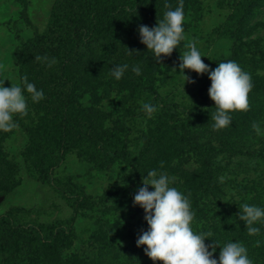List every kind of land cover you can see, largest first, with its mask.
<instances>
[{
	"label": "trees",
	"instance_id": "obj_1",
	"mask_svg": "<svg viewBox=\"0 0 264 264\" xmlns=\"http://www.w3.org/2000/svg\"><path fill=\"white\" fill-rule=\"evenodd\" d=\"M20 1L21 15L31 24L27 0ZM146 2L150 0H55L44 30H36L30 40L22 43L21 73L27 81L43 89L48 98L42 100L57 116L53 128L36 131L38 135L33 145L37 153L38 178L51 182L52 169L57 166L61 154L79 145L89 152L87 160L104 163L120 158L128 166L140 170L159 166L177 175L175 186L189 196L195 214L193 230L209 234L205 243L212 244L216 254L219 255V246L225 242L238 240L246 246L253 264H261L257 251L264 257V222H257L261 229L259 233L249 234L245 221L239 217V208L243 203L264 206V135L257 134L253 128L255 122L264 130V74L258 71L264 70V64L260 65L264 60L254 61L257 50L250 53L246 39L254 28L255 19L260 16L262 5L259 0H248L226 36L231 42L230 54L210 63L211 68L229 59L253 64L248 109L233 111L229 127L214 129L211 116L215 105L205 99L204 104L198 105L165 100L154 127L139 144L130 141L128 133H123V137L115 133L104 136L100 133L102 130L82 113L75 94L79 87L76 60L82 54L93 52L101 41L115 44L128 39L123 42L126 46L132 50L143 49L145 45L130 36L138 35L136 32L130 29V34L122 36L124 29L129 27L124 24L114 26V23ZM178 2L167 0L173 8ZM183 3L198 7V0H183ZM153 8L163 13L165 0H157ZM259 51L264 54L263 49ZM45 54L49 58L55 57L56 63L49 65L35 59L37 55ZM189 165L195 166V170L184 169ZM6 166L11 167L0 147V178L6 176ZM72 190L73 193L77 191ZM64 194L73 207L79 206L77 197ZM31 212L15 207L0 217V264H7L9 256L19 255L24 244L39 247L41 254L46 255V259L40 256L44 264H162L145 254V246L138 247L136 243L123 246L116 239L101 236L95 241V255L59 263L56 251L66 242V237L48 225L22 223L21 216ZM7 254L10 255L5 257Z\"/></svg>",
	"mask_w": 264,
	"mask_h": 264
},
{
	"label": "rangeland",
	"instance_id": "obj_2",
	"mask_svg": "<svg viewBox=\"0 0 264 264\" xmlns=\"http://www.w3.org/2000/svg\"><path fill=\"white\" fill-rule=\"evenodd\" d=\"M156 1L141 4L140 9L113 22L114 26L124 24L129 27L124 29L122 36L130 34V29L138 34L140 24L155 26L164 13L153 8ZM259 1L262 5L259 19H255L251 34H246L249 52L254 54L257 50L255 62L264 60V54L259 51H264V1ZM247 2L198 0V7L183 3L184 38L177 49L160 61L151 55V50L146 46L134 50L126 46L123 42L128 39L115 44L106 41L97 43L93 52L82 54L76 60L79 87L75 94L82 113L103 131L100 133L104 136L115 133L123 137V133H128L130 141L141 144L154 127L163 101L198 105L204 104L205 99L215 105L208 95L211 81L207 73L197 74L184 69L193 82L186 81L183 89L184 78L179 73L180 56L193 43L208 65L217 57L229 55L231 42L226 36H229ZM54 3L55 0H27L31 22L28 24L21 15L23 6L20 0H0V80H4L5 86H11V83L23 86L25 77L20 70V47L35 35L36 30H44ZM130 36L140 40L139 35ZM121 63L130 66L138 63L141 73L135 74L130 67L117 80L110 68ZM239 65L252 74V63L247 61ZM25 95L28 98V112L15 115V128L0 130L1 151L11 165L6 166V176L0 178V197H3L0 201V217L12 208L22 207L32 211L21 216L22 223L44 224L63 232L67 240L56 251L59 263H70L73 258L95 255V241L100 236L116 239L123 246L136 243L137 237L148 225L144 220L143 209L133 204L132 197L149 169L132 168L120 158L109 159L104 163L95 159L87 160L89 152L79 145L61 154L57 166L52 169L51 182L39 179L33 141L38 135L36 131L53 128L57 116L44 100L33 101L29 93L25 92ZM47 98L44 94L43 99ZM145 102L158 105V110L148 116L142 110ZM85 151L88 154L85 155ZM157 168L165 171L175 186L177 175L159 166ZM186 168L195 170L193 165ZM119 177L123 178L124 183ZM74 188L77 191L73 193ZM64 192L77 197L79 206L73 207ZM24 247L17 256L5 255L10 257L6 263L44 264L46 255L41 254L39 247L28 244H24ZM213 255L218 259V254L214 252ZM257 258L264 264V257L258 251Z\"/></svg>",
	"mask_w": 264,
	"mask_h": 264
},
{
	"label": "clouds",
	"instance_id": "obj_3",
	"mask_svg": "<svg viewBox=\"0 0 264 264\" xmlns=\"http://www.w3.org/2000/svg\"><path fill=\"white\" fill-rule=\"evenodd\" d=\"M165 9L163 18L157 21L155 26L140 24L137 29L140 42L151 50V55L157 61L177 49L185 35L183 0H179L174 8L165 0ZM128 52L132 54L129 50ZM202 57L204 56L194 43L180 56L179 73L184 78L183 89L186 81L193 82L184 73V69L195 71L197 74L207 73L211 81L208 95L215 104V111L211 116L212 127L224 129L231 125L233 111L248 109V94L253 87L252 74L235 60H222L215 68H211ZM35 59L45 61L49 65L56 63L55 57L49 58L46 54L37 55ZM130 67L135 74L141 73L142 69L138 63L131 66L128 63L115 64L110 68V72L119 80ZM258 71L264 74V71ZM25 92L30 94L33 101L44 97L43 89L27 81L26 77L23 86L13 83L11 86H5L4 80H0V130L15 128V115L28 112V98ZM142 110L151 116L158 110V105L145 102L142 104ZM253 128L257 134L264 135V130L259 124L254 122ZM119 179L124 183L122 177ZM132 200L134 205L143 209L144 220L148 225L137 237L136 245L145 246V254L154 262L159 260L162 264H253L246 246L238 240H230L222 247L219 246L218 259L213 255L216 248L205 243L209 234L193 230L195 214L189 196L173 186L172 178L165 171L158 168L149 169L142 177V184ZM239 217L245 221L249 234H257L261 231L257 222H264V206L243 203L239 208ZM212 241L217 245L216 241Z\"/></svg>",
	"mask_w": 264,
	"mask_h": 264
},
{
	"label": "water",
	"instance_id": "obj_4",
	"mask_svg": "<svg viewBox=\"0 0 264 264\" xmlns=\"http://www.w3.org/2000/svg\"><path fill=\"white\" fill-rule=\"evenodd\" d=\"M3 199V197H0V201Z\"/></svg>",
	"mask_w": 264,
	"mask_h": 264
}]
</instances>
